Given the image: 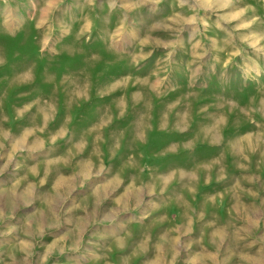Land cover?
<instances>
[{"label": "rangeland", "instance_id": "374dc122", "mask_svg": "<svg viewBox=\"0 0 264 264\" xmlns=\"http://www.w3.org/2000/svg\"><path fill=\"white\" fill-rule=\"evenodd\" d=\"M4 51L13 54L15 67L29 74L39 60L40 77L46 82L51 83V69H56L55 82L62 89L77 83L93 92L90 88L96 82L103 88L100 93L120 94L119 107L111 96L98 103L80 102L86 109L102 107L104 118H110L105 126H128L127 105L136 119L142 117L143 99L133 101L130 95L133 91L145 92L146 98L151 94L153 116L162 115L165 120L170 111L171 118L180 122L182 135H192L183 140L182 151L195 146V137L208 131L217 144V140L230 141L225 149H231L232 162L246 164L257 185L264 184V0H0L1 56ZM96 73H103V80ZM111 82L123 87L111 91L106 88ZM6 88L1 87L0 101L7 98ZM82 113L87 127L96 114ZM114 114L118 117L111 121ZM85 136L90 137L84 133L77 137ZM137 138L119 133L106 140L125 144L134 152L139 147ZM205 151L195 155L193 162L213 163L216 156ZM5 152L0 150V254H5L7 246L24 242L27 251L19 253L43 254L39 263L31 264H78L79 256L82 264L86 259L88 264H99L97 254H107V243L114 237L138 238L150 232L153 240L160 241L166 224L161 209H121L124 219L120 218L118 228L100 226L101 216L80 221V183L75 177L69 188L58 190L62 196L51 197L50 209L34 196L16 202L14 209H3L9 202L14 205V189L27 183L41 195L51 191V165L46 178L37 175L42 173L40 164L51 160V150L30 154L23 162L20 151L9 162L3 158ZM127 159L134 164L138 156ZM261 208L255 221L243 229L239 228L243 220L235 215L229 218L223 209H193L198 227L194 239H214L204 245L211 251L209 258H198V250L186 244L184 237L175 247L176 259L160 263L197 264L199 259L201 264H264V205ZM35 210L40 228L30 234L27 218ZM91 212L96 214L95 209ZM135 215L139 217L132 220ZM209 225L216 229L214 234ZM70 230L80 240L77 249L59 244ZM118 252L117 262L123 264H129L128 256L137 259L133 264H148L152 255L150 245H133L127 255L122 249Z\"/></svg>", "mask_w": 264, "mask_h": 264}, {"label": "crops", "instance_id": "0c3cea01", "mask_svg": "<svg viewBox=\"0 0 264 264\" xmlns=\"http://www.w3.org/2000/svg\"><path fill=\"white\" fill-rule=\"evenodd\" d=\"M11 55L13 54L9 51H4L3 56L0 55V92L2 86H7V98L0 101V150L7 151L3 157L7 162L19 151L21 158L18 160L23 162L30 154L51 150V160H44L40 164L42 173L37 174L39 178H46V172L51 165V191L41 195L31 190L35 188L33 184L30 186V183L25 182V188L13 191L14 205L9 202L11 206L4 204L3 209H14L17 207L16 202H22L30 196L43 199L44 205L50 209L51 197L62 196L63 193H58V190L69 188L71 178L75 177L80 183V221L101 216L104 223L100 226L111 225L118 228L120 218L123 217L121 209H161L166 215L160 241L153 240L150 232H145L138 238H130V234L114 237L107 243V254H97L99 264L115 261L117 264H123L117 262L118 251L122 249L127 255L131 253L133 245L142 248L151 246L152 255L148 257V264H161V259L172 262V259H176L174 256L175 247L179 244L178 239L184 237L186 244L196 247L198 258L205 260L209 258L211 251L204 245L210 244L214 239H194L198 227H195L193 222V209H214V212L215 209H223V214L229 215V218L235 215L243 220L239 224L240 229L247 228V224L249 226V223L255 221V215L261 212L264 193L260 190L264 189V184L257 185L255 177L246 172V164L242 166L237 161L232 162L231 149H225L226 143L230 141L217 140V144L215 136H207L209 132L206 131L203 132L205 136L195 137V146L191 144L188 150L182 151L183 140L191 139L192 135H182L184 133L178 129L180 122L171 118L173 114H170V111L165 120L162 115L153 116L155 106L151 103V94H147L146 98L145 92L140 91H133L130 96L133 101L140 102L143 99V116L136 119L131 106L127 105L125 107H128V112L124 116L129 119L128 126H105V122L110 118H104L102 107L95 105L86 109L80 102L98 103L103 102L105 96H111L110 100L118 103L119 107V103L123 101L120 94L100 93L103 88H98L96 82L92 83L93 88H90L93 92L88 91L86 84L77 83H71V87L62 89L57 87L55 82L56 69H51V83L46 82L45 78L40 77L39 60L35 70L33 68L29 74L12 64ZM54 64L51 63V67ZM99 74L103 73H96L95 76H101ZM104 77L102 75L100 80ZM113 82L106 88L114 91L115 87H123L120 83ZM149 89L151 90V87ZM84 110L96 114L93 119H89L87 127L82 115ZM115 117L118 116H111V121ZM81 124L84 125L78 127ZM197 131L200 135L202 129L198 128ZM80 133L90 137H77ZM119 133L138 135L137 150L131 152L125 144L113 145L112 141L106 140ZM206 149L208 151H205ZM201 151L213 153L216 156L214 162H193L195 155L200 157L205 154L200 153ZM46 155L44 153V156ZM136 155L137 163L126 160L127 157ZM73 166L75 169L72 170ZM26 180L29 182V177ZM92 209H95V215L91 212ZM35 213L36 210L27 218V221H30V234L40 228ZM132 217V220H135L139 216ZM113 221L116 223L113 224ZM209 228L214 234L216 229L210 225ZM190 235L192 237H189ZM62 238L65 240L59 244L72 249L79 248L80 240H77L75 230H70L68 235ZM10 246L6 247L5 254H0V264H31L32 261L39 263L43 259L42 253L30 257L19 253L22 250L27 251L28 246L24 242ZM75 261L82 264L83 259L79 256ZM85 261V264L90 262L88 259ZM136 261L133 256L127 257L129 264L137 263ZM197 264H201L199 259Z\"/></svg>", "mask_w": 264, "mask_h": 264}]
</instances>
